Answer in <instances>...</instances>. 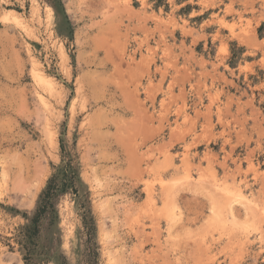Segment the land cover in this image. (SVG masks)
Here are the masks:
<instances>
[{
    "label": "rangeland",
    "instance_id": "1",
    "mask_svg": "<svg viewBox=\"0 0 264 264\" xmlns=\"http://www.w3.org/2000/svg\"><path fill=\"white\" fill-rule=\"evenodd\" d=\"M183 1L0 0V264H26L23 214L67 164L51 234L69 264H264V0Z\"/></svg>",
    "mask_w": 264,
    "mask_h": 264
},
{
    "label": "trees",
    "instance_id": "2",
    "mask_svg": "<svg viewBox=\"0 0 264 264\" xmlns=\"http://www.w3.org/2000/svg\"><path fill=\"white\" fill-rule=\"evenodd\" d=\"M74 179L79 181V177L75 169H72L69 164L59 168L47 181L46 185L40 192L36 206L28 216L24 213V217L27 218V223L20 227L18 233V243L20 250L24 254L26 264L29 262L41 263L51 262L53 264H69L65 255L56 247H53L55 240L51 234L57 229V214L54 206V202L57 196L63 192H66L69 187L73 185ZM48 219L47 235L44 237L42 244V251L37 252L40 248L39 240L44 220ZM54 230V231H53ZM58 242V235L56 237Z\"/></svg>",
    "mask_w": 264,
    "mask_h": 264
},
{
    "label": "bare ground",
    "instance_id": "3",
    "mask_svg": "<svg viewBox=\"0 0 264 264\" xmlns=\"http://www.w3.org/2000/svg\"><path fill=\"white\" fill-rule=\"evenodd\" d=\"M39 9L40 8L38 7V3L32 2V6H31L32 14L37 15L40 12ZM43 14L45 17V21L47 22L46 24H48L49 26L51 25L52 27L56 28L58 31L63 28L64 23L62 21V15L59 9L57 8V6L54 5L52 2L47 1V3H45L44 8H43ZM1 15H2V19L9 21L11 24H13L16 27H19L24 32H26V35L28 34L31 36L34 35L32 29L27 24L26 19L16 10L12 8H7V9H4ZM58 54L60 58L59 63H60L61 68L66 73H68L69 72V64H68L69 58L61 44L58 45ZM31 65H32L31 67L32 74L34 76L35 81L38 83V85L44 91H46L50 96L54 98H58L61 95V88L59 87L55 78L52 77L50 74L45 73L40 68L39 66L40 64H38L36 60H32ZM81 89H82V83L79 81L78 82V92L79 93L81 92ZM39 98L41 102L43 103L44 107L47 109L48 102L42 97V95H40ZM65 233H64L65 238L67 237L74 238L73 232L71 230H68ZM49 264H52V263L50 262Z\"/></svg>",
    "mask_w": 264,
    "mask_h": 264
},
{
    "label": "crops",
    "instance_id": "4",
    "mask_svg": "<svg viewBox=\"0 0 264 264\" xmlns=\"http://www.w3.org/2000/svg\"><path fill=\"white\" fill-rule=\"evenodd\" d=\"M211 1H213L212 3H215V5L220 4V2H222L223 6L228 4V2H229V0H211ZM183 2L189 3L188 0H185ZM257 5L260 6V3H258ZM223 6L220 5V6H218V8L213 9V11L218 12V10L219 11L223 10ZM254 7H256V4H254ZM220 15L222 16V14H220ZM247 17H253V15L247 14Z\"/></svg>",
    "mask_w": 264,
    "mask_h": 264
}]
</instances>
